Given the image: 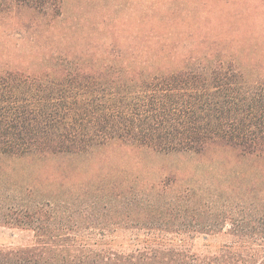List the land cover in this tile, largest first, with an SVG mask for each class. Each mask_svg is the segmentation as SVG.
I'll return each instance as SVG.
<instances>
[{
    "label": "rangeland",
    "instance_id": "374dc122",
    "mask_svg": "<svg viewBox=\"0 0 264 264\" xmlns=\"http://www.w3.org/2000/svg\"><path fill=\"white\" fill-rule=\"evenodd\" d=\"M209 63L264 77V0H0V75L20 71L60 81L65 70H80L141 83ZM186 188L202 192L197 200L210 220L217 208L229 211V202L262 206L264 155L246 157L219 143L202 155L158 153L119 140L78 154L0 155V205L42 206L53 212L49 225L83 235L96 233L80 226L131 218L126 229L114 224L106 232L118 245L145 233L132 227L146 215L126 214L125 202L137 210L150 197L167 200ZM233 216L264 222L256 211ZM229 229L187 237L196 251L216 250L230 239ZM34 236L0 226V247L31 246Z\"/></svg>",
    "mask_w": 264,
    "mask_h": 264
},
{
    "label": "trees",
    "instance_id": "16d2710c",
    "mask_svg": "<svg viewBox=\"0 0 264 264\" xmlns=\"http://www.w3.org/2000/svg\"><path fill=\"white\" fill-rule=\"evenodd\" d=\"M64 72L60 81L20 71L0 75V155L78 154L112 140L158 153L202 155L219 143L246 157L264 155V77L252 78L230 63L185 66L141 83ZM202 197L199 189L186 188L167 200L150 197L137 210L125 202L131 207L126 214L146 215L132 227L145 233L120 245L106 232L114 224L126 229L131 218L80 226L96 233L83 235L65 224L49 225L53 212L42 206L2 204L0 226L35 236L31 246L0 247V264H264V222L233 218L239 210L264 216V205L239 209L230 199L229 211L217 208L210 220ZM227 225L230 239L216 250L196 251L187 237L213 235Z\"/></svg>",
    "mask_w": 264,
    "mask_h": 264
}]
</instances>
